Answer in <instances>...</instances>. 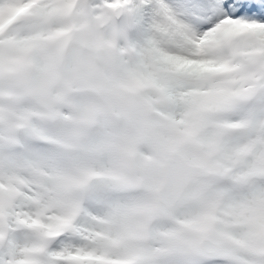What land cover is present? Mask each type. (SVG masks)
Here are the masks:
<instances>
[{
	"label": "snow or ice",
	"instance_id": "obj_1",
	"mask_svg": "<svg viewBox=\"0 0 264 264\" xmlns=\"http://www.w3.org/2000/svg\"><path fill=\"white\" fill-rule=\"evenodd\" d=\"M0 264H264V0H0Z\"/></svg>",
	"mask_w": 264,
	"mask_h": 264
}]
</instances>
